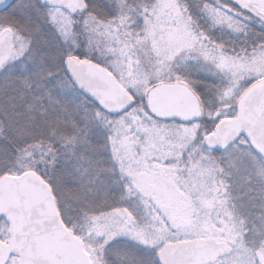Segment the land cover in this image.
Returning a JSON list of instances; mask_svg holds the SVG:
<instances>
[{
	"label": "snow or ice",
	"instance_id": "snow-or-ice-1",
	"mask_svg": "<svg viewBox=\"0 0 264 264\" xmlns=\"http://www.w3.org/2000/svg\"><path fill=\"white\" fill-rule=\"evenodd\" d=\"M0 264H264V0H0Z\"/></svg>",
	"mask_w": 264,
	"mask_h": 264
}]
</instances>
